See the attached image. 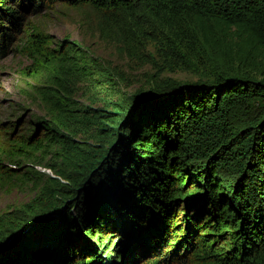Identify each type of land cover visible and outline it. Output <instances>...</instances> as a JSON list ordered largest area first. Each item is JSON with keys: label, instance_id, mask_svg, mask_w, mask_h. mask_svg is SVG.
Masks as SVG:
<instances>
[{"label": "trees", "instance_id": "16d2710c", "mask_svg": "<svg viewBox=\"0 0 264 264\" xmlns=\"http://www.w3.org/2000/svg\"><path fill=\"white\" fill-rule=\"evenodd\" d=\"M48 1L124 12L141 0ZM159 1L170 41L206 54L211 77L125 92L77 42L28 31L20 52L47 118L0 146V174L34 192L0 215V264H264V0ZM21 22L0 0V52Z\"/></svg>", "mask_w": 264, "mask_h": 264}, {"label": "rangeland", "instance_id": "374dc122", "mask_svg": "<svg viewBox=\"0 0 264 264\" xmlns=\"http://www.w3.org/2000/svg\"><path fill=\"white\" fill-rule=\"evenodd\" d=\"M8 1L22 14V22L19 28L9 30L13 38L0 52V146L29 136L35 121L47 118L43 105L30 93V84L34 83L27 76L31 71L30 60L20 52L22 41L33 28L47 35L52 46L61 40H72L86 48L118 75L125 92L146 86L153 78L156 82L169 79L195 82L211 77L215 68L206 54L185 48V56L170 41L173 34L170 35L172 27L167 2L141 0L132 10L115 12L74 8L59 1L44 0L36 9L26 2L21 5L22 0ZM6 27L13 28L10 22L4 24ZM3 33L0 27V42ZM74 99L79 104L90 103L82 89ZM26 164L29 162L19 166L2 161L3 166L18 170ZM38 169L50 173L44 168ZM33 193L30 185L20 186L17 181L7 180L0 174V215L13 214L15 207L33 198ZM115 240L113 238L112 242ZM178 251L170 257V263L183 261L182 251Z\"/></svg>", "mask_w": 264, "mask_h": 264}, {"label": "flooded vegetation", "instance_id": "af4514ba", "mask_svg": "<svg viewBox=\"0 0 264 264\" xmlns=\"http://www.w3.org/2000/svg\"><path fill=\"white\" fill-rule=\"evenodd\" d=\"M152 258H156V256H149V257H147V259H145V261L148 260V259L150 260Z\"/></svg>", "mask_w": 264, "mask_h": 264}]
</instances>
